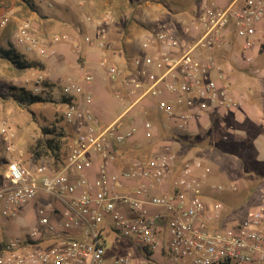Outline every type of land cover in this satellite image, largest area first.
<instances>
[{
    "label": "built area",
    "instance_id": "2783aa9c",
    "mask_svg": "<svg viewBox=\"0 0 264 264\" xmlns=\"http://www.w3.org/2000/svg\"><path fill=\"white\" fill-rule=\"evenodd\" d=\"M100 34L97 46L105 48ZM263 37L264 0H225L222 5L198 0L170 26L145 29L132 43V53L111 61L103 53L98 61L118 87L114 97L126 102L109 124L99 122L92 110V70L68 73L53 91L69 98L60 112L74 124L62 165L32 171L12 157L4 161L0 220H14L38 196L46 198L35 206L36 227L0 240V264H148L130 252L108 256L104 239L110 231L135 242L147 260L158 250L169 264H264V199L227 219L223 201L211 198L224 185L210 179V165L198 157L180 160L164 143L162 152L148 159H135L124 168L115 164L117 146L133 140L139 130L145 138L157 133L147 117L152 109L162 114L164 128L190 134L238 107L233 66L219 57L234 43L252 53ZM84 40L91 42L88 35ZM17 42L45 55L28 21L19 26ZM251 58L246 55L244 61ZM34 81L33 93L39 94L43 76ZM127 113L129 124L123 119ZM1 132L9 138V128ZM99 158L95 174L88 176ZM228 187L236 190L234 183ZM56 207L65 209L63 218L49 215L59 211Z\"/></svg>",
    "mask_w": 264,
    "mask_h": 264
},
{
    "label": "rangeland",
    "instance_id": "374dc122",
    "mask_svg": "<svg viewBox=\"0 0 264 264\" xmlns=\"http://www.w3.org/2000/svg\"><path fill=\"white\" fill-rule=\"evenodd\" d=\"M191 1L0 0V48H14L16 53L28 60L38 61L41 65L35 67L41 72L35 71L33 74L29 68L18 69L10 60L0 57V174L8 157L17 159L32 171L40 165L51 167L52 160L49 155L36 156L32 151L37 138L52 136L43 128L53 130V134L63 131L60 152L63 157L67 154L66 145L74 135V124L63 120L60 111L64 106L58 102L60 97L55 96L53 91L60 89L64 77L68 73H75L85 60L82 44H89L95 51L99 50V30L104 34L106 46L100 49L105 51H96L97 53L94 52L88 58L91 70L101 83V94L111 101L106 106H111L114 102L109 115L111 119L126 107V102L124 98L114 97V91L118 87L108 80L105 70L99 66L100 56L104 53L111 61L132 53V43L145 29L152 26H170L171 21L182 12L191 9ZM4 17L6 22L1 23ZM23 21L30 23L36 42L45 48L44 56L25 51V46L17 42V32ZM78 27L79 32L76 30ZM85 35L90 36V43L84 40ZM225 50L221 57L223 60L231 54L234 58L233 82L239 97L246 104L264 105V44L258 49L254 48L249 62L244 61V53L236 43ZM38 74L43 76L44 86L39 95L46 100L34 104L20 103L11 95L13 92L17 93L18 87H24L33 93L34 80ZM96 117L99 122H103L101 113ZM147 117L156 119L151 111ZM135 118L140 122V116ZM261 118H264V113L254 114L245 123H239L232 111L213 116L203 126L186 135L161 131L151 138H145L143 132L139 131L133 140L117 146L115 154L121 164L128 165L135 159L145 160L162 152L160 144L164 143L169 145L180 160L191 157L202 159L210 165V179L224 185L223 192L214 194L211 198L216 197L223 201L227 219L236 218L248 209L258 206L264 199V160H259L262 163L260 175L245 169V164H255V160H258L257 149L258 154L264 157V133L259 134L264 132ZM123 119L125 124H129L128 113L123 115ZM161 120L160 118L164 127L165 122ZM4 127L9 128L8 139L1 132ZM241 130L246 131L245 137L241 136ZM257 134L256 148L250 137ZM7 145L12 149H7ZM233 183L236 190L228 187ZM50 201L57 204L55 198H50ZM32 211L33 208L29 211V216L17 218L14 222L8 219L0 223V240L15 233L22 235L27 229L36 227L35 212ZM49 215L53 217V214ZM104 240L108 256L130 252L136 259L143 258L148 264H169L168 257L158 250L149 260L144 259L141 248L135 242L114 232H107Z\"/></svg>",
    "mask_w": 264,
    "mask_h": 264
},
{
    "label": "crops",
    "instance_id": "0c3cea01",
    "mask_svg": "<svg viewBox=\"0 0 264 264\" xmlns=\"http://www.w3.org/2000/svg\"><path fill=\"white\" fill-rule=\"evenodd\" d=\"M221 5L225 2V0H217ZM221 1H222V3H221ZM198 2V0H192L190 3H191V9L194 7V5L196 4ZM191 9H189V10H187V11H190ZM187 11H185V13L187 12ZM183 13V12H182ZM184 14V13H183ZM263 44H264V42H263ZM263 44H261V45H263ZM82 46H83V51H84V55H85V60H83V63L82 64H80L79 66H78V69L76 70V72L75 73H81L82 71H84L86 68H89V69H91V62L89 61V58H90V56L91 55H93V53L94 52H104L105 50L104 49H100L99 48V50L98 49H96V51H95V49H93L89 44H82ZM259 48V47H258ZM257 48V49H258ZM254 50V49H253ZM25 51H27V52H30V51H28L27 49L25 50ZM96 52V53H97ZM232 52V51H231ZM253 52V51H252ZM249 54H253V53H244V56H246V55H249ZM225 55V54H224ZM223 56V55H222ZM222 56H220L219 58H220V60L221 61H223V62H230L231 64H232V66H233V72H232V74L234 75V58H232V54L230 55V56H227V58L226 59H222L221 57ZM89 57V58H88ZM42 62V61H41ZM246 62V61H245ZM30 69H32L34 72L35 71H37L35 68H33V67H31V68H29V70ZM37 72H41V70L40 71H37ZM45 72V71H44ZM43 72V74H45ZM92 72H93V70H92ZM94 73V72H93ZM233 75H231V77H232V81H234L233 80ZM95 76V81H94V83H92L91 84V91L94 93L93 95H94V101H93V104H92V110H93V112H94V114L96 113V116H98V114H102V118H103V122H101V123H106V124H109V123H111L114 119H116L119 115H121V112H122V110L120 111V113H118V115L117 116H115V117H113V118H109V115H110V111H111V109L113 108V104H114V102H113V104L111 105V106H106V104L107 103H111V101H109L108 99H107V97L105 98L104 97V95H102L101 93V88H100V86H101V83L100 82H98V79H97V77H96V75H94ZM99 83V84H98ZM233 88H234V90L236 91V93H237V87L234 85V82H233ZM99 93V94H98ZM101 94V95H100ZM98 97H97V96ZM237 95H238V93H237ZM239 96V95H238ZM97 97V98H96ZM240 98V97H239ZM240 100H241V103H240V105L238 106V107H236V108H234L233 110H231V111H228V113L229 112H232L233 111V113H234V116H235V120H236V122H239V123H245L246 122V120L248 119V118H250V116H254V114L256 115V114H261V113H264V105H255V104H249V103H247L246 104V101L245 100H242V98H240ZM113 101V100H112ZM116 101V100H115ZM110 108V109H109ZM106 109H109V110H106ZM227 113V112H226ZM236 114H237V116H236ZM225 115H227V114H225ZM98 119V118H97ZM260 122L264 125V118H261L260 119ZM262 126V125H261ZM262 129L264 130V126H262ZM139 131H141V130H139ZM138 131V132H139ZM137 132V133H138ZM240 132H243V133H241V136H243V137H245V133H246V131L245 130H241ZM136 133V134H137ZM264 132H260L259 134H263ZM259 134H257L256 136L255 135H253V136H251L250 138H251V140H252V142H254V145L256 146V143H255V139H256V137L259 135ZM264 135V134H263ZM256 148H257V146H256ZM96 155L94 156V159H96ZM97 159H98V157H97ZM257 159L258 160H260V161H263L264 160V157L263 156H260L259 154H258V149H257ZM99 161H100V158H99V160L98 161H96L94 164H93V167H92V169L90 170V171H86V173L88 174V176H90V177H93V175L95 174V170H96V167H97V164H99ZM115 164H116V166L117 167H125L126 165H123V164H121L120 162H119V160L116 158V160H115ZM45 196H38V198L35 200V202L32 204V205H28V206H25V207H23V208H21L20 210H19V212H18V215H17V217L14 219V220H11L12 222H14V221H16V219L17 218H22V217H27V216H29L30 215V213H29V211L33 208V211L35 212V206L37 205V204H39V203H41L42 201H44L45 200ZM57 208V207H56ZM57 209H59V208H57ZM61 209V210H60ZM59 209V211L57 212V213H53V218H55V219H60V218H63V216H64V213H65V209L63 210V208H60ZM32 211V212H33ZM0 223H4V221H2V220H0ZM29 229H31V228H29ZM18 234V233H17ZM14 235H16V233L14 234ZM13 235V236H14Z\"/></svg>",
    "mask_w": 264,
    "mask_h": 264
},
{
    "label": "trees",
    "instance_id": "16d2710c",
    "mask_svg": "<svg viewBox=\"0 0 264 264\" xmlns=\"http://www.w3.org/2000/svg\"><path fill=\"white\" fill-rule=\"evenodd\" d=\"M0 57L6 58L10 60L14 66L18 69H27V68H35V67H40V63L38 61H33V60H28L26 57L18 54L15 52L14 48H0ZM44 84H47V82H44ZM12 96L16 100H18L20 103H38L43 100H46V98L42 97L39 94H34L32 91L24 89V87H18L17 88V93H11ZM67 100H69L68 97L61 96L58 99L59 103H64ZM151 113L155 114L156 119H152L150 117V120H152L155 125L157 126L156 130L157 133L159 132H167V133H172L174 135H186V133H181L180 131H177L175 129H170V128H164L162 127V124L160 122V118L162 119L161 121L164 122V118L161 113L157 112L156 109H152ZM45 132L52 134V136H45V137H40L37 138L35 141V144L32 146V151L36 156H39L40 154H47L52 160L51 163V168L54 170H57L62 163L64 162V157L62 156V153L60 152L61 145L63 144L61 137L64 135L63 131L60 130L57 133H52L53 130H50L48 128H43ZM261 162L259 160H255V164H245V169L251 171L253 174H261L262 166Z\"/></svg>",
    "mask_w": 264,
    "mask_h": 264
}]
</instances>
